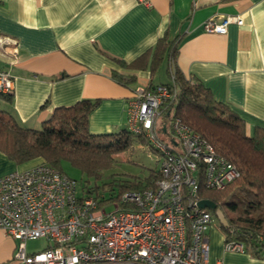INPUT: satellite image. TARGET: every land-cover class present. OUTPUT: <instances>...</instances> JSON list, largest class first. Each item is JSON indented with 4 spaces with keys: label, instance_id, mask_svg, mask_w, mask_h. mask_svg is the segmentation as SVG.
I'll use <instances>...</instances> for the list:
<instances>
[{
    "label": "crops",
    "instance_id": "0c3cea01",
    "mask_svg": "<svg viewBox=\"0 0 264 264\" xmlns=\"http://www.w3.org/2000/svg\"><path fill=\"white\" fill-rule=\"evenodd\" d=\"M230 15L243 23L205 31V20ZM165 33L178 36L175 63L184 76L234 110L247 135H264V0H0V36L15 41L14 54L0 48V69L13 86L9 101L0 96V108L21 126L39 128L56 107L98 98L89 131L118 132L126 128L134 90L151 78L165 82L155 80L158 70L151 73V51L145 68L130 65ZM164 61L172 70V61ZM37 161L20 167L0 151V176ZM208 237L211 263L264 264V250L227 251L217 229ZM16 244L0 229V264H21L13 259Z\"/></svg>",
    "mask_w": 264,
    "mask_h": 264
},
{
    "label": "built area",
    "instance_id": "2783aa9c",
    "mask_svg": "<svg viewBox=\"0 0 264 264\" xmlns=\"http://www.w3.org/2000/svg\"><path fill=\"white\" fill-rule=\"evenodd\" d=\"M150 5L151 0H139ZM230 15L207 19L209 33H224ZM0 48L14 54L15 41L0 36ZM13 89L10 74L0 69V93ZM170 96L157 83L134 90L126 107V129L143 135L159 155L157 177L143 189L123 191L101 202L75 179L38 161L0 176V229L17 240L13 259L21 264H223L209 261V208L198 206L201 189L220 190L239 175L236 166L214 146L172 117L166 128L170 142L158 132L160 106ZM113 209L107 211V205ZM217 207V205H216ZM45 238L43 249L28 252L29 239ZM227 251L244 252L242 242L228 240Z\"/></svg>",
    "mask_w": 264,
    "mask_h": 264
},
{
    "label": "trees",
    "instance_id": "16d2710c",
    "mask_svg": "<svg viewBox=\"0 0 264 264\" xmlns=\"http://www.w3.org/2000/svg\"><path fill=\"white\" fill-rule=\"evenodd\" d=\"M178 47V36L170 38L165 33L158 38L152 50L143 52L130 65L136 69L145 68L151 51L150 69L153 75L161 61H172V70L168 65L165 70L168 81L160 82L167 86L170 96L160 106L157 130L166 134L162 125L167 126L172 117H179L236 166L239 175L223 189H201L199 195L212 200L217 206H224L228 220L222 229L224 242H242L245 252L257 255L264 250V135H247L244 120L234 110L216 100L201 81L184 76L175 63ZM121 63L124 64L123 61ZM113 77L122 82L117 74L113 73ZM155 85L152 78L145 84L147 88ZM0 96L9 101L12 91L0 93ZM98 101V98H83L71 105L56 107L39 128L21 126L12 115L0 108V151L15 163L39 159L60 171V163L67 160L98 177L103 169L114 163V155L131 146L135 136L151 148L143 135H134L126 128L118 132L91 133L88 118ZM157 173L158 169L151 171L144 180L113 181L106 187L110 191L118 187L119 193L112 199L116 200L125 190L152 185ZM84 191L93 193V189ZM96 196H99L98 193ZM100 200L104 201L102 197Z\"/></svg>",
    "mask_w": 264,
    "mask_h": 264
},
{
    "label": "rangeland",
    "instance_id": "374dc122",
    "mask_svg": "<svg viewBox=\"0 0 264 264\" xmlns=\"http://www.w3.org/2000/svg\"><path fill=\"white\" fill-rule=\"evenodd\" d=\"M160 64L161 65L155 74V80L166 81L169 78L165 71V61H161ZM160 135L164 140L170 142L168 134L163 133ZM114 157V163L110 167L103 169L98 177L88 174L67 160H63L59 167L62 172L77 181L79 190L81 188H83V190L93 189V193L91 194L95 196L96 193H98L99 198L102 197L105 204L111 202L113 197L117 196L119 193L117 186H115L114 189L110 191L106 187L109 183H113V181L118 183L123 181H134L138 179L144 180L151 171L157 170L159 167L158 153L149 148L145 143H141L136 136L134 137L131 146L128 149L114 155ZM38 161L40 160L38 159ZM28 163L30 162L26 161L17 164H19L20 167H23L25 166L24 164ZM113 207V205L108 204L106 209L107 211H110L113 209ZM209 210L213 215L210 228L217 229L221 232L223 226L228 224L227 217L224 214V206L220 204L215 209ZM46 244L47 241L45 238L29 239L26 242L29 252L43 249Z\"/></svg>",
    "mask_w": 264,
    "mask_h": 264
},
{
    "label": "water",
    "instance_id": "95a60500",
    "mask_svg": "<svg viewBox=\"0 0 264 264\" xmlns=\"http://www.w3.org/2000/svg\"><path fill=\"white\" fill-rule=\"evenodd\" d=\"M198 206L201 208H209V209H215L216 208V204L208 198L199 199L198 200Z\"/></svg>",
    "mask_w": 264,
    "mask_h": 264
}]
</instances>
